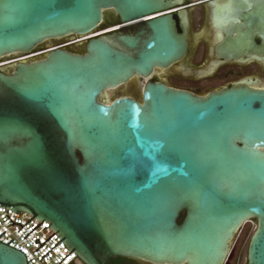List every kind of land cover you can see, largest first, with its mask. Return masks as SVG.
Returning <instances> with one entry per match:
<instances>
[{
    "label": "water",
    "instance_id": "water-1",
    "mask_svg": "<svg viewBox=\"0 0 264 264\" xmlns=\"http://www.w3.org/2000/svg\"><path fill=\"white\" fill-rule=\"evenodd\" d=\"M107 11L124 29L84 55L0 71V207L49 222L81 264H226L255 220L247 264H264V90L149 80L188 52L184 0H0V58L92 35ZM136 79L141 101L108 100ZM8 244L0 264L31 261Z\"/></svg>",
    "mask_w": 264,
    "mask_h": 264
},
{
    "label": "flooded vegetation",
    "instance_id": "flooded-vegetation-1",
    "mask_svg": "<svg viewBox=\"0 0 264 264\" xmlns=\"http://www.w3.org/2000/svg\"><path fill=\"white\" fill-rule=\"evenodd\" d=\"M184 8L190 20L188 52L165 69L156 68L149 80L200 96L241 86L264 90V3L184 0ZM259 14L262 15L259 17ZM118 26L119 29L94 37L124 29L116 13L107 11L94 34ZM94 37L71 35L46 40L33 52L37 56L24 60L44 59L56 49L84 55L89 40ZM22 56L13 54L0 58V71L12 74Z\"/></svg>",
    "mask_w": 264,
    "mask_h": 264
},
{
    "label": "built area",
    "instance_id": "built-area-1",
    "mask_svg": "<svg viewBox=\"0 0 264 264\" xmlns=\"http://www.w3.org/2000/svg\"><path fill=\"white\" fill-rule=\"evenodd\" d=\"M119 28L120 26L114 27L104 32L89 35L86 38ZM31 219L32 216L27 213L16 214L10 209L0 207V235L5 232L0 237V242L9 243V246L22 251L27 257V262L31 260L28 264H81L78 256L74 252L71 253L61 242L59 235L49 227L51 225L49 222L45 223L46 221L42 222L37 218ZM12 222L19 223L24 227L22 228L18 224L11 225ZM40 245L42 246L40 247Z\"/></svg>",
    "mask_w": 264,
    "mask_h": 264
},
{
    "label": "rangeland",
    "instance_id": "rangeland-1",
    "mask_svg": "<svg viewBox=\"0 0 264 264\" xmlns=\"http://www.w3.org/2000/svg\"><path fill=\"white\" fill-rule=\"evenodd\" d=\"M38 54L35 55H24L20 58V60L24 59V58H31L33 56H37ZM144 82L136 79L131 81L130 83H128L127 85L117 89V90H113V91H109L108 92V100L109 101H113L115 98H117L118 96H123V95H133V96H137L140 99H142V86H143ZM256 228V221H250L248 223H246L242 229L239 231V233L237 234L234 243L232 245V250H231V254L230 257L228 258V261L226 262V264H247V251H246V245H247V241L244 240V242L242 241L243 239V235L245 233L246 230H250L251 232H253ZM239 258V261H238Z\"/></svg>",
    "mask_w": 264,
    "mask_h": 264
},
{
    "label": "trees",
    "instance_id": "trees-1",
    "mask_svg": "<svg viewBox=\"0 0 264 264\" xmlns=\"http://www.w3.org/2000/svg\"><path fill=\"white\" fill-rule=\"evenodd\" d=\"M182 218H183V216H182ZM182 218H181V220H182ZM181 220H180V222H181ZM254 231H255V230H254ZM254 231L251 232L250 230H246L245 233H244V235H243V239H242V241H243V242H244V240L247 241V245H246L247 248H246V251L248 250L249 242H250V240H251V238H252V236H253ZM238 261H239V258H238ZM141 263H143V262L138 261V260H135V259H130V258H118V259H116V260H112V261H110L109 264H141ZM237 264H238V262H237Z\"/></svg>",
    "mask_w": 264,
    "mask_h": 264
}]
</instances>
